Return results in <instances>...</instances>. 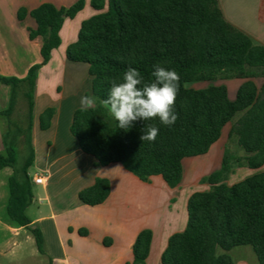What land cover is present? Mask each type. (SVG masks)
I'll list each match as a JSON object with an SVG mask.
<instances>
[{
  "label": "trees",
  "instance_id": "obj_1",
  "mask_svg": "<svg viewBox=\"0 0 264 264\" xmlns=\"http://www.w3.org/2000/svg\"><path fill=\"white\" fill-rule=\"evenodd\" d=\"M85 3L77 0L71 7L59 9L43 3L30 12L19 9V20L29 15L36 23V29L29 30V39H40L42 61L21 79L0 75V84L11 91L8 108L2 113L8 130L3 137L5 154H0V170L12 169L6 215L29 230L41 256H46L43 234L31 226L26 213L33 199L30 134L37 73L59 48L64 20L74 18ZM90 4L97 13L81 23L76 41L65 52L68 61L88 66L91 96L96 97L94 107L77 108L72 116L69 131L80 150L99 166L118 163L140 181L160 176L169 188H175L181 182L182 160L206 154L222 129L240 114L230 126L228 143L235 142L243 156L225 146L220 168L202 179L209 190L189 197L186 227L168 239L160 260L161 264H233L226 252L248 246L258 264H264V172L232 185L225 182L236 168L256 170L264 165V45L226 21L217 0H92ZM154 65L179 74L176 122L164 126L156 118L119 128L102 103L111 80H120L132 67L146 82L151 81ZM216 80L242 83L233 99H229L226 85L186 87ZM257 80H261L259 85ZM19 97L26 103V127L11 119ZM54 115V108L39 115L42 131L50 127ZM144 125L159 129L155 141L140 140ZM20 144L26 149L21 161ZM109 192V182L97 178L78 193V200L96 206ZM151 239L150 230L139 232L131 264H145ZM218 249L224 253L218 254Z\"/></svg>",
  "mask_w": 264,
  "mask_h": 264
},
{
  "label": "crops",
  "instance_id": "obj_2",
  "mask_svg": "<svg viewBox=\"0 0 264 264\" xmlns=\"http://www.w3.org/2000/svg\"><path fill=\"white\" fill-rule=\"evenodd\" d=\"M91 1L86 0L84 8L74 18L64 20L59 48L37 73L30 138L33 166L38 173L33 176H44L46 183L33 184L42 187L44 198L39 197L33 216L28 213L30 206L26 213L31 226L39 228L43 234L46 256L38 254L27 228L8 219V195L0 193V264H21L26 248L31 258H42L46 264H131L133 243L139 232L146 229L151 231L152 239L145 264H161L168 239L186 227L189 197L208 191L210 187L202 179L221 166L228 144V133L223 139L226 126L206 154L182 160V178L175 188H169L160 176L140 181L118 163L99 166L92 156L80 150L69 127L74 111L81 108L80 98L91 95V77L86 64L68 61L65 52L76 41L81 23L97 13ZM76 2L0 0V75L21 79L31 66L42 61L40 39H29V30H35L36 23L29 15L19 20V9L30 12L43 3L58 9L69 8ZM217 2L226 21L255 43L264 45V0ZM237 81L239 86L242 81ZM10 94V88L0 84V153L4 151L3 137L8 130V120L2 113L8 108ZM47 108H54L55 115L50 127L42 131L38 118ZM260 172H264V165L256 170L239 167L225 182L232 185ZM11 175H6L7 180ZM97 178L109 182V195L102 204L87 206L78 200V193L92 186ZM3 184L1 180L0 185ZM50 192L56 206L50 201ZM41 200L46 204H41ZM251 252L236 247L226 254L233 264H258Z\"/></svg>",
  "mask_w": 264,
  "mask_h": 264
},
{
  "label": "clouds",
  "instance_id": "obj_3",
  "mask_svg": "<svg viewBox=\"0 0 264 264\" xmlns=\"http://www.w3.org/2000/svg\"><path fill=\"white\" fill-rule=\"evenodd\" d=\"M151 81H145L135 68H127L120 80L112 79L108 94L102 103L118 122V127L127 129L135 121L158 118L164 126L173 125L178 116L174 111L179 91V74L175 70L154 65ZM96 97L84 95L80 98L82 109L94 107ZM159 129L155 125H144L141 141H155Z\"/></svg>",
  "mask_w": 264,
  "mask_h": 264
},
{
  "label": "rangeland",
  "instance_id": "obj_4",
  "mask_svg": "<svg viewBox=\"0 0 264 264\" xmlns=\"http://www.w3.org/2000/svg\"><path fill=\"white\" fill-rule=\"evenodd\" d=\"M106 1V0H105ZM87 20V19H85ZM84 20V21H85ZM77 34L76 33V37L75 39H77ZM44 77V76H43ZM261 80H257V83L258 85L260 84ZM209 85H226V87L228 88V96H229V99H233L235 97V93H236V90L238 88V81L237 80H228V81H224V80H216V81H213V82H201V83H190V84H187L186 87L187 88H192V89H202V88H205ZM25 115H26V103L25 101L22 99V98H18V103H17V106H16V109H15V112L12 116V121L15 122L18 126L20 127H26V122H25ZM240 116V114L236 115V117L232 120L231 123L227 124L225 129H224V132H223V139H225L226 137V134L225 133H228L229 132V129H230V126L233 122H235L237 120V118ZM228 147L230 149V151L232 153H235L237 155H240L241 152H243L236 144L235 142H231V143H228ZM23 149V151H22ZM20 150L22 151V153L20 154V161H21V158H23V156L25 155L26 153V149L22 148V145L20 144ZM0 154H5V151H3V153H0ZM12 169L11 168H7V169H4L2 171H0V181L3 180L4 184L3 186L0 185V193H3L4 196L6 197V195H8V187H7V177L6 175H11L12 173ZM38 173V171L35 169L34 166L30 167L29 169V175L30 176H33L34 173ZM33 189V201L28 209V213L33 216V213L34 211L36 210V208L38 207V203H39V197L41 198H44V194L42 192V187L41 186H35L33 185L32 187ZM39 191V192H38ZM50 196V201L52 202V204L55 205L54 203V199H53V196L54 195H51V192L49 194ZM66 198H69L70 196L69 195H66L65 196ZM42 201V200H41ZM68 200H66L67 202ZM46 204L45 200H43L41 202V204ZM57 208V207H55ZM244 249H248L249 251H252L250 247L248 246H245L243 247ZM217 253L218 254H222L224 253L222 250L218 249L217 250ZM252 255L255 257V255L253 254V252H251ZM23 262L21 264H46V261L44 260H41L42 258H31L29 255V249L26 248L24 253H23ZM42 261V262H39V261ZM44 261V262H43Z\"/></svg>",
  "mask_w": 264,
  "mask_h": 264
},
{
  "label": "built area",
  "instance_id": "obj_5",
  "mask_svg": "<svg viewBox=\"0 0 264 264\" xmlns=\"http://www.w3.org/2000/svg\"><path fill=\"white\" fill-rule=\"evenodd\" d=\"M32 183L35 185H45L46 183V178L44 176L41 175H35L32 177Z\"/></svg>",
  "mask_w": 264,
  "mask_h": 264
}]
</instances>
